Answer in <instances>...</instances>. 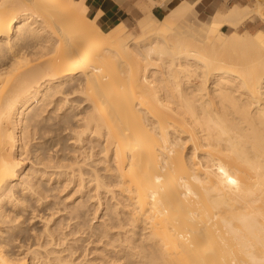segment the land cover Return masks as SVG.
<instances>
[{
	"label": "bare ground",
	"instance_id": "obj_1",
	"mask_svg": "<svg viewBox=\"0 0 264 264\" xmlns=\"http://www.w3.org/2000/svg\"><path fill=\"white\" fill-rule=\"evenodd\" d=\"M199 2L176 0L129 37L122 22L105 30L86 0H0V218L20 187L41 196L29 171L20 178L21 156L58 119L104 143L106 164L87 171L65 132L56 161L50 141L35 146L42 164L71 159L80 181L88 173L115 198L89 264H264V32L237 31L254 9L240 4L193 24ZM2 230L0 264H28ZM38 243L37 259L81 263Z\"/></svg>",
	"mask_w": 264,
	"mask_h": 264
},
{
	"label": "rangeland",
	"instance_id": "obj_2",
	"mask_svg": "<svg viewBox=\"0 0 264 264\" xmlns=\"http://www.w3.org/2000/svg\"><path fill=\"white\" fill-rule=\"evenodd\" d=\"M256 2L258 5L260 3L263 4L262 7H264V0H200L198 5L195 7V14H193L195 16L191 17V22L193 23L194 20L192 19H195L199 23H208L214 14H224L230 10L231 6L240 4L247 8H254L253 11H255H252L248 15L247 19L238 26L237 31L242 34L257 32L262 33L264 32V21L259 17L260 15L258 16V5ZM157 3H165V0H142L137 3L139 10L136 11L133 16L131 15L128 18H122L129 26V37H133L139 32V25L137 23L154 20L160 24L167 18L166 14L169 13L167 11L168 9L164 14H154L153 6ZM256 6L257 8H255ZM167 16H169V14H167ZM173 18L174 20H178L176 17ZM194 23L197 24L196 21H194ZM102 25L105 30H108L114 25V23H102ZM230 29L231 28L226 25L222 27V30L225 33H229ZM59 124L60 122L58 119L51 120V122L42 121L37 126L35 133H33L34 136L32 135L34 140L32 141V136L30 137V148L29 145L27 146L28 152L26 151L23 153L25 155L21 156H24L25 159L23 164L24 168L20 172V178H22L24 171L25 173L29 171L33 180H38V184L42 186L38 188V191L39 189L43 188L46 192L41 189L43 190V195L40 193L41 196L39 195V197V193L34 194L31 192L30 194L29 191V193L25 192L27 189L22 190V187H20L17 194L22 192V195H18V199H21H17L18 201L16 199H7L1 208L5 212V215L9 216L6 217L2 212L5 217L3 219L0 218V231L2 229V232L5 231L3 232V235L6 232L7 235H13L12 237H9V239L12 238L11 240H9L7 237L4 238L6 240L8 239L9 241L7 248L12 252L19 253L20 256H25L27 258L28 264L53 263L52 260H49L45 257L46 255L43 251L41 252L42 254L44 253L45 256L41 255V252L38 253L42 257L35 253L38 256L37 259L36 255H34V252L31 251L33 246H30L32 243L35 244L39 242L40 244H45L46 247L57 250L66 248L69 250V252L72 251L73 259L76 258V261L80 260L81 263L78 264H89L93 263V258L95 260V258H98V256L102 253L101 251L103 249V245L108 239V236H106L103 238L104 240L101 241L100 236L102 235L104 228H106L104 227L103 222L106 220L108 221L109 219L108 215H105L106 217L103 216L105 213H107L106 210H108L111 203H113L115 200V198L112 199V193L106 192V190H100L101 192H96L95 182H92V179L88 173L84 174V179L80 181V178H78L80 177V174L77 171L78 168H75L77 169L76 172L72 171L78 164L76 163V165H74L75 163H73L70 165L71 163L69 160L71 159L67 160V163H65L63 166L56 164L57 162H54L56 161L57 156L60 154V151L58 150H61L60 148L63 146L62 140H65L66 138L68 139L67 143L70 142L68 143L69 149L67 148V151L71 149L68 154L70 153L69 155H72V158L79 160V164L84 165L85 171L91 169L94 166L103 167L106 164V161L104 160L106 156L104 154L105 152L101 150L103 149L104 143L102 140L98 141L96 136L89 133L84 134L82 140H77L76 136L72 134L73 130L70 128L72 122L65 124V126H61L62 128L60 127V129H58L62 123L60 125ZM58 131L59 133L65 132L64 136L66 137L64 139H60L62 141L61 143L57 142L59 141V138H56ZM69 131L71 132V135H69ZM53 138L56 139L53 140ZM46 140L47 142L50 141L48 142L50 143V146L48 147L51 151L49 152L48 149L49 154H47L52 156L54 161L53 163H50H52L53 166L50 163H45L44 165V160L42 164V159H40V156L42 155L40 154L41 148H39L40 150L37 148L40 147V145L42 146L45 144ZM35 146H37V151H35ZM71 151H73V153ZM37 153L40 156H37ZM55 164L61 167L55 168ZM20 178L17 181L15 180V182H19L21 180ZM39 180L41 183H39ZM74 207L77 208L75 209ZM77 209H79L80 212ZM5 218L6 221L4 220ZM102 218L103 220H101ZM46 227L47 230H45ZM0 235L2 236V233ZM0 239H3V237H0ZM80 258L83 259L81 260Z\"/></svg>",
	"mask_w": 264,
	"mask_h": 264
},
{
	"label": "crops",
	"instance_id": "obj_3",
	"mask_svg": "<svg viewBox=\"0 0 264 264\" xmlns=\"http://www.w3.org/2000/svg\"><path fill=\"white\" fill-rule=\"evenodd\" d=\"M140 1L142 0H86L91 17L99 14L98 22L101 25L102 23L116 24L119 22L127 25L122 18L133 16L136 11L139 10L137 3ZM175 1L176 0H167L165 3H157L153 6L154 14H164L168 7Z\"/></svg>",
	"mask_w": 264,
	"mask_h": 264
}]
</instances>
